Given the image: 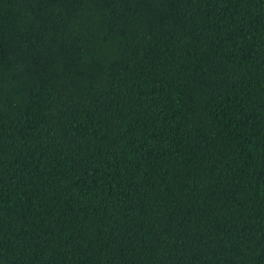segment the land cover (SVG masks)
I'll return each mask as SVG.
<instances>
[{
    "label": "trees",
    "instance_id": "1",
    "mask_svg": "<svg viewBox=\"0 0 264 264\" xmlns=\"http://www.w3.org/2000/svg\"><path fill=\"white\" fill-rule=\"evenodd\" d=\"M0 264H264V0H0Z\"/></svg>",
    "mask_w": 264,
    "mask_h": 264
}]
</instances>
